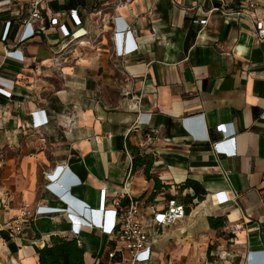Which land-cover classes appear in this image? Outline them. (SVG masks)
I'll return each mask as SVG.
<instances>
[{
  "label": "crops",
  "instance_id": "1",
  "mask_svg": "<svg viewBox=\"0 0 264 264\" xmlns=\"http://www.w3.org/2000/svg\"><path fill=\"white\" fill-rule=\"evenodd\" d=\"M30 1L0 6V88L10 92L0 93V193L11 198L0 208V264H39L36 249L52 236L75 238L84 264H124L108 258L117 245L109 235L83 224L75 235L64 213L27 222L23 236L5 230L22 203L67 207L45 189L60 178V190L95 212L127 204L126 191L158 209L169 198L185 205L194 192L178 186L194 180L204 199L185 205L183 220L161 228L145 210L154 264H264V39L253 28L264 0H237L228 16L207 14L215 0H43L39 33L21 41ZM74 9L90 31L82 46L59 29L75 30ZM116 32L137 51L115 57ZM38 112L47 123L35 127ZM126 142L152 155L151 173L169 188L151 196ZM209 217L224 225L211 229Z\"/></svg>",
  "mask_w": 264,
  "mask_h": 264
},
{
  "label": "built area",
  "instance_id": "2",
  "mask_svg": "<svg viewBox=\"0 0 264 264\" xmlns=\"http://www.w3.org/2000/svg\"><path fill=\"white\" fill-rule=\"evenodd\" d=\"M43 0H31L29 3L30 13L28 18L23 21L24 24V34L21 37V41L29 39L34 36L38 31H34L32 28V22L38 21L42 22L43 16L40 11V4ZM218 5L212 7L207 14L219 13L222 16H228L230 13L229 6L231 3H235L237 0H215ZM11 0L0 1V6L10 5ZM248 8L255 9V3H249ZM235 14L240 16L244 14V8L239 7ZM246 9V8H245ZM70 18L74 22L75 30L69 32L64 25H60L59 29L62 33L63 38H69L71 41H74L75 44L82 46L84 44V39L87 36H90V31L82 28V21L78 16V10L74 9L70 12ZM207 20H195L194 23L204 25ZM51 23L53 25L57 24V19L52 18ZM115 29H123L119 24V21H115ZM10 22H7L5 25V32L2 35V40L4 41L7 30L9 28ZM254 28V37L257 41L264 39V16H256L255 21L253 22ZM120 32H116L114 37L116 39L114 56L115 57H124L131 53L137 51L136 46H132L130 42V35L126 32V42L127 45L124 46L125 41L123 38L118 36ZM128 43L130 46H128ZM64 47L66 44L63 45ZM6 55L10 58L17 57L20 61L23 60V55L18 53V50H9L6 51ZM17 59V60H18ZM7 86L6 82H1ZM9 87V86H8ZM12 86H10V90ZM0 93L3 95H10V92L1 89ZM44 113V112H43ZM34 123L33 126H38L41 124H46L47 119L44 117L42 112L34 114ZM226 140V139H224ZM213 149L221 151V144L214 143ZM64 170V171H63ZM66 174L67 169H60L56 167L55 174ZM54 175V174H53ZM65 176V175H64ZM129 176L127 177V179ZM264 178V176H263ZM52 180L53 178L48 177ZM45 189L50 193L60 196L63 202L67 203V207H53V206H33L29 203H22L15 215L8 219L3 227L5 230L14 237L23 236L24 226L27 222L36 219L40 216L52 215L57 213H64L69 218L73 231L75 235H78L80 230V225L83 224L88 227H97L101 232L109 235L111 239L117 244L109 253V259H118L124 264H154L152 258V247L155 242V237L148 231L146 221L147 216L145 215V210L148 209L150 214L151 222L158 227L164 228L173 225L174 223L183 220L186 216L185 205L182 202L177 201L175 198H169L166 200V206L163 209H158L155 205H147L146 201L134 199L127 191L124 192L122 198L127 199V204L123 205L120 200L115 201L114 209H103L90 211L86 203L80 202L71 198L64 191L59 189L57 183L49 182ZM124 189V188H123ZM216 200L218 203H223L227 200V197L223 192L215 194ZM103 201V200H102ZM11 198L6 193H0V208L3 211H7L10 208ZM75 209L80 215L88 216L90 222H85L81 217L75 214ZM80 223V224H78ZM45 244L42 243L40 247H43ZM234 264H248L247 262H237Z\"/></svg>",
  "mask_w": 264,
  "mask_h": 264
},
{
  "label": "trees",
  "instance_id": "3",
  "mask_svg": "<svg viewBox=\"0 0 264 264\" xmlns=\"http://www.w3.org/2000/svg\"><path fill=\"white\" fill-rule=\"evenodd\" d=\"M126 150L131 155V171L133 172L141 169L144 178L147 181L151 180L153 182L154 192L151 193L152 197L157 191L163 188H169V186L162 184L157 176L151 173L154 163L152 155L142 153L137 146L129 142H126ZM178 187L181 191L191 189L194 192L192 200L196 199L197 201H202L204 199V190L202 186L194 180L187 179ZM191 201L185 203V205L188 206ZM125 202L126 201L123 200L121 203L126 204ZM188 210L189 208L186 207V212ZM208 223L211 229H218L224 225V221L221 220V218L213 217L208 218ZM36 253L39 264H84V250L78 245L75 238L52 236L50 238V244H45L43 247L37 248Z\"/></svg>",
  "mask_w": 264,
  "mask_h": 264
},
{
  "label": "water",
  "instance_id": "4",
  "mask_svg": "<svg viewBox=\"0 0 264 264\" xmlns=\"http://www.w3.org/2000/svg\"><path fill=\"white\" fill-rule=\"evenodd\" d=\"M57 183L62 189L66 188V182L64 178H60Z\"/></svg>",
  "mask_w": 264,
  "mask_h": 264
},
{
  "label": "clouds",
  "instance_id": "5",
  "mask_svg": "<svg viewBox=\"0 0 264 264\" xmlns=\"http://www.w3.org/2000/svg\"><path fill=\"white\" fill-rule=\"evenodd\" d=\"M51 194H52V196H53L55 199H57L59 202L65 204V202L62 201V199L60 198V196H58V195H56V194H53V193H51ZM66 205H67V203H66ZM82 220H84L83 217H82ZM84 221H85V220H84ZM85 222H87V221H85Z\"/></svg>",
  "mask_w": 264,
  "mask_h": 264
},
{
  "label": "rangeland",
  "instance_id": "6",
  "mask_svg": "<svg viewBox=\"0 0 264 264\" xmlns=\"http://www.w3.org/2000/svg\"><path fill=\"white\" fill-rule=\"evenodd\" d=\"M121 93H122V91H121ZM122 94H123V93H122ZM121 98H122V97H121ZM168 231H169V230H167L166 233H169ZM171 231H175V228H173ZM166 258H167V260H169V256H167ZM170 264H172V263H170Z\"/></svg>",
  "mask_w": 264,
  "mask_h": 264
}]
</instances>
